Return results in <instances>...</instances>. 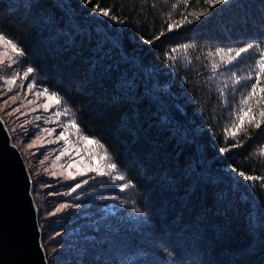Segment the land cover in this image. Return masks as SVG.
Returning a JSON list of instances; mask_svg holds the SVG:
<instances>
[{"label":"trees","instance_id":"obj_1","mask_svg":"<svg viewBox=\"0 0 264 264\" xmlns=\"http://www.w3.org/2000/svg\"><path fill=\"white\" fill-rule=\"evenodd\" d=\"M0 33L122 175L93 195L113 210L74 233L77 264H264V93L261 126L231 132L264 0H0Z\"/></svg>","mask_w":264,"mask_h":264},{"label":"rangeland","instance_id":"obj_2","mask_svg":"<svg viewBox=\"0 0 264 264\" xmlns=\"http://www.w3.org/2000/svg\"><path fill=\"white\" fill-rule=\"evenodd\" d=\"M231 78L239 81L235 75ZM9 80L15 82L9 84ZM49 95L57 97L39 84L32 70L23 65L20 55L0 42V117L35 184L33 196L48 263L77 264L84 247L75 244L77 240L71 241L74 233L97 223L98 220H86L98 205V211L106 214L113 210L108 204L100 206L110 196L99 201L93 195L118 186L122 175L117 167L114 170L108 167L114 163L98 143L90 138L94 143H87L76 123V128L71 127L75 122L72 112L61 99L59 103L49 101ZM45 104H49L47 109ZM62 135L67 140L61 139ZM65 148L68 153H64ZM70 163L75 165L71 169ZM94 168L104 174L91 170ZM77 215L79 220L75 219Z\"/></svg>","mask_w":264,"mask_h":264},{"label":"water","instance_id":"obj_3","mask_svg":"<svg viewBox=\"0 0 264 264\" xmlns=\"http://www.w3.org/2000/svg\"><path fill=\"white\" fill-rule=\"evenodd\" d=\"M33 180L0 117V264H49Z\"/></svg>","mask_w":264,"mask_h":264},{"label":"snow or ice","instance_id":"obj_4","mask_svg":"<svg viewBox=\"0 0 264 264\" xmlns=\"http://www.w3.org/2000/svg\"><path fill=\"white\" fill-rule=\"evenodd\" d=\"M221 2L222 0H205L206 4L212 5L213 7L215 6V4L221 3ZM96 8H97V11H99L102 15L104 16L110 15V9H101L99 5H97ZM112 18L115 19V17H112ZM197 19H199V16H197ZM0 42H3L4 44L10 46L12 51L16 52L18 55H23V52L20 50L18 45L15 42H13L11 39H6L5 35L2 33H0ZM252 47L253 46L249 44L247 47H241L238 50H235V56L240 57L242 53L248 52L249 49H251ZM228 62L230 63L231 61H228ZM29 71H31V69H29ZM262 76H264V53H261V59L256 64V76H255L253 84L251 85L250 91L248 92L247 96L241 101V104L244 107L240 109V113L236 116V123L232 126L231 132H232L233 138H235L239 134L240 131L244 130L246 120L248 121L249 125L254 123L255 127L257 128L261 126L260 122L256 121V116L253 114L250 101H252L253 98H256L258 96V91L259 93H264V87H261V77ZM247 78L252 79L253 77L251 76V74H249ZM14 82H15L14 80L7 81V83L9 84H12ZM48 99L49 101L55 100L56 103H59V98L55 96L49 95ZM260 99H264V97H259L256 99V103L258 105H259ZM44 107L47 109L49 107V104H45ZM57 115H59V113H57ZM259 117L264 119V107L260 109ZM71 127L72 128L77 127L75 122L71 124ZM60 138L67 140L66 135H62ZM83 139L89 144L94 143L93 141L89 140L88 137H83ZM63 151L64 153H68L69 149L65 148ZM224 151H227V149H224ZM74 166L75 165L73 163H70L68 165V168L71 169ZM108 167L114 170L116 168V165L110 164L108 165ZM91 170L98 171L100 172L101 175L104 174L99 168H94ZM240 175L244 176L245 179H253V177L246 176L243 172H241ZM69 176H72L71 172H69Z\"/></svg>","mask_w":264,"mask_h":264},{"label":"bare ground","instance_id":"obj_5","mask_svg":"<svg viewBox=\"0 0 264 264\" xmlns=\"http://www.w3.org/2000/svg\"><path fill=\"white\" fill-rule=\"evenodd\" d=\"M44 237V236H43Z\"/></svg>","mask_w":264,"mask_h":264}]
</instances>
